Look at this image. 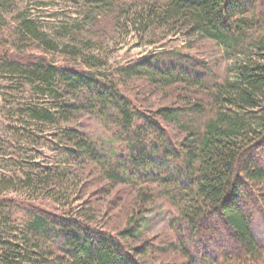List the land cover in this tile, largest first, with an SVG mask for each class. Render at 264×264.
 Listing matches in <instances>:
<instances>
[{"label": "rangeland", "instance_id": "rangeland-1", "mask_svg": "<svg viewBox=\"0 0 264 264\" xmlns=\"http://www.w3.org/2000/svg\"><path fill=\"white\" fill-rule=\"evenodd\" d=\"M152 2L8 0L0 12V58L14 56L22 63L44 57L91 73L113 85L143 117L160 123L178 144L192 129L202 131L218 112L210 92L184 83L159 85L144 75L129 76L126 66L149 56L168 65L178 59L193 63L202 76L222 82L233 79V66L242 53L241 48L190 35L178 23L149 24L141 15ZM24 18L36 28V36L30 35L26 42L18 41L14 31ZM44 37L54 44L53 50L35 49ZM4 59L0 60V264H6L1 257L14 244L30 249L32 259L44 264H70L61 243L26 234L32 219L30 204L110 235L140 264H188L177 247L175 221L181 203L168 184L171 180L137 181L124 174L129 147L119 117L111 109L101 111L84 92L71 90L64 98L75 106L70 114L37 123L28 117L27 105L47 106L50 98L37 95L32 80L24 75L27 68L12 69ZM163 108L187 110L189 128L165 119ZM68 128L84 136L94 150L90 157H77L65 148L62 135ZM233 241L226 237L227 243Z\"/></svg>", "mask_w": 264, "mask_h": 264}, {"label": "trees", "instance_id": "trees-1", "mask_svg": "<svg viewBox=\"0 0 264 264\" xmlns=\"http://www.w3.org/2000/svg\"><path fill=\"white\" fill-rule=\"evenodd\" d=\"M7 3L0 0V12ZM141 16L149 24L178 23L190 35L241 48L233 79L222 82L202 76L193 63L176 59L168 65L156 56L124 69L129 76L144 75L159 85L184 83L210 92L218 112L202 131L192 129L178 144L160 123L143 117L113 85L91 73L44 57L22 63L14 56L0 60L12 69L27 68L24 75L32 80L37 95L50 98L47 106L27 105L28 117L37 123L55 122L64 112L70 114L75 106L64 98L71 90L84 92L101 111L108 108L119 117L129 147L124 174L137 181L171 180L168 184L181 203L175 221L177 247L188 264H264V0H153ZM32 23L24 18L15 26L18 41L36 36ZM34 46L42 51L55 48L45 37ZM186 111L163 108V117L189 128ZM62 138L65 148L77 157L87 158L94 152L73 128L65 130ZM44 182H49L48 175ZM29 208L32 219L26 234L61 243L70 264H140L110 235L89 231L74 219L51 215L32 204ZM226 237L234 241L227 243ZM28 251L14 244L1 259L6 264L45 263L33 260Z\"/></svg>", "mask_w": 264, "mask_h": 264}]
</instances>
